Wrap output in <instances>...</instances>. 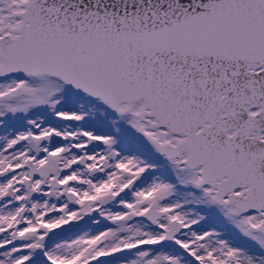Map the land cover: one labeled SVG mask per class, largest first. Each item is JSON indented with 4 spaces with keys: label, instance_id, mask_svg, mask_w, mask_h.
<instances>
[{
    "label": "snow or ice",
    "instance_id": "6c2138e0",
    "mask_svg": "<svg viewBox=\"0 0 264 264\" xmlns=\"http://www.w3.org/2000/svg\"><path fill=\"white\" fill-rule=\"evenodd\" d=\"M0 264H264V0H0Z\"/></svg>",
    "mask_w": 264,
    "mask_h": 264
}]
</instances>
